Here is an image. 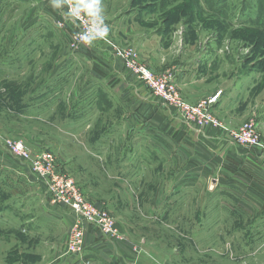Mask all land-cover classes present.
<instances>
[{"label": "rangeland", "instance_id": "rangeland-1", "mask_svg": "<svg viewBox=\"0 0 264 264\" xmlns=\"http://www.w3.org/2000/svg\"><path fill=\"white\" fill-rule=\"evenodd\" d=\"M166 1L173 7L171 11H177L180 24L192 25L186 33L179 30L178 45L183 43V35L185 41L188 36L199 41L201 30L202 43L217 37L218 29L197 23L201 15L213 28L224 25L218 47L223 46L224 54L239 57V70L244 67L241 73L252 70L250 65L264 53V0ZM191 2L196 11H181ZM30 5L28 0H0V22L40 21L43 14L39 5ZM63 32L51 26L46 40L32 39L24 50L18 43L14 48L8 45L6 32L0 30V59L12 53L16 57L14 62L4 60L0 65L10 64L20 74L12 79L0 78V264H58L75 257L66 254V244L79 217L70 207L56 202L51 193L39 189L40 181L31 165L13 156L6 143L9 139L23 141L34 155L53 154L61 171L74 180L83 195L110 212L126 239L144 242L140 254L146 252L158 264H264V155L238 146L225 133L233 145L228 151L246 152L250 157L240 164L235 176L224 171V166L217 172L221 160L211 152L201 155L205 159L197 156L182 163L180 153H201L198 142L181 141L171 153L173 140L168 127L159 126L158 130L152 124L145 128L142 122L127 123L134 116L122 112L118 102L126 104L131 97L122 102L121 95L107 89L111 77L99 79L94 75V68L107 72L106 63L118 59L124 71L132 75L123 59L102 47L94 50L97 54L90 61L86 58L88 50L80 55L70 51ZM252 54L256 60L249 61ZM139 60L145 64L140 54ZM254 69L259 74L253 78L258 98L264 92V69ZM108 72V76L113 74ZM124 118L127 122L121 125ZM201 161L206 163L202 172L197 163ZM189 165L197 169L191 172ZM51 205L76 215L66 234L55 236L59 240L66 237V249L59 256L43 249L39 243L46 238L29 235L26 225L30 211L40 214L45 226L48 218L55 219L58 211Z\"/></svg>", "mask_w": 264, "mask_h": 264}, {"label": "crops", "instance_id": "crops-1", "mask_svg": "<svg viewBox=\"0 0 264 264\" xmlns=\"http://www.w3.org/2000/svg\"><path fill=\"white\" fill-rule=\"evenodd\" d=\"M11 1L14 2V0ZM28 1L31 5L35 3L39 5L40 12L43 14L41 15V20L26 23L17 21L0 22V30L5 31L7 34L8 45H12V48H14L18 43V46H24V50H26L29 47V43H32V39H37L38 37L41 40H46L49 29L51 26L52 28L55 26L66 33L68 46L69 38L76 32L75 24L72 21L65 20L59 10L52 9L50 0ZM102 6L105 19L112 31L113 41L120 46L129 45L135 48L145 65L155 73L172 74L179 85L183 98L188 103L195 104L214 95L217 91H222L223 94L218 104L214 106L213 113L233 129H238V126L256 117L254 121L258 124L262 135H264V92L258 98H255L256 82L254 79L258 74L257 70L254 69L255 63L250 65L253 68L252 70L247 69L246 72L241 73L240 71H243L244 67L239 70L240 66L237 63L239 57L237 55L224 54L223 46L218 47V44L221 43L219 39L220 33H217V37L213 38L212 41H204V43L201 42L204 36L202 30L199 41L190 39V36L185 41L183 35L181 37L183 43L178 45L179 30L183 29L186 33L192 25L187 27L185 24H180L177 16H173L175 10L171 11L173 7L168 5V1L102 0ZM11 10V13H13L15 9L12 8ZM62 11L66 12V7ZM179 17L181 18V15ZM58 23H62L63 27H59ZM197 23L207 28L202 22ZM184 32L183 34H185ZM1 35L0 40L1 38L3 39V35ZM102 47L109 51L102 42H95L91 47L79 51L78 55L88 50L86 58L92 61L95 53L97 54L94 50ZM12 54L0 59V62L4 60L14 62L16 57ZM73 55L77 56V54ZM118 60L110 64L106 63L107 72H101L104 75L103 78L98 77L100 72H97V70L95 72V68L93 73L99 79L111 77V79L107 80L109 84L107 89L114 95H121L119 99L124 100L131 97V102L126 104L123 100V103L118 102L121 104L119 109L122 112L127 113L129 111L128 117L134 116L128 122L126 118L121 120V125L125 124V122H130V124L142 122L143 127L148 128L152 124L158 130L159 126H167L168 136L173 140L172 146H170L171 153H175L176 147L181 141L191 144L198 142L200 149L204 150L199 149L201 153L196 151L180 153L179 158L182 163H187L189 159L197 156L202 159L204 157L201 155L211 152L221 160L217 172H221L224 166V171L229 170L231 174L233 173V176L237 174L236 171L241 166L240 164L242 162L245 163L246 159L250 158L246 152L241 155L236 152L232 153L231 150L228 151V148L232 149L233 147L230 142L231 138L217 129L206 128L198 131L189 127L174 110L165 106L158 98L154 97L136 76L126 73L122 61L119 60L116 65ZM9 65L7 67H1L0 65V78L12 79L20 75L13 70V66ZM116 66H119V69H116ZM108 70L113 73L111 76H108L110 73ZM23 72H26V69ZM22 74L27 77L26 73ZM128 105H130L129 109L127 108ZM228 155L230 157H227ZM205 156L207 157V155ZM197 163L201 167L199 171H204L205 161ZM189 166L188 168L191 172L193 169H197L194 165ZM205 172L207 175L210 174V170L207 168ZM58 207L61 209L58 210L54 206L53 210L60 213H55L56 216H53L55 219H52V217L48 218L46 226L42 216L34 214L32 211L27 215L28 221H26L27 231L30 232L29 235L46 238L39 245L43 249L53 250L56 256L62 254L61 252L66 249L64 244L66 237L61 240L59 238H61L62 233L66 234L67 228L70 227L76 218V215L67 208ZM44 211H47V209H44ZM86 227V246L83 258L89 263L91 262L90 264H158L153 257L145 255L147 254L146 252L145 254H140L133 248L134 245H138L140 242L117 243L98 232L92 225L88 224ZM57 235L60 237L56 238L55 236ZM78 258L72 256L65 261H58L57 263L82 264L81 258Z\"/></svg>", "mask_w": 264, "mask_h": 264}, {"label": "built area", "instance_id": "built-area-1", "mask_svg": "<svg viewBox=\"0 0 264 264\" xmlns=\"http://www.w3.org/2000/svg\"><path fill=\"white\" fill-rule=\"evenodd\" d=\"M67 11V5H65ZM76 26V32L71 35L68 41V47L73 53H78L84 48L91 46L85 45L79 40L73 39L76 33L82 32L85 25L80 21H72ZM109 28L107 42L100 40L106 45L108 50L113 51L119 58L123 59L125 68L156 97L165 106L176 111L178 115L187 123L189 127L202 131L206 128H214L221 132L228 133L234 138V142L238 146L250 148L264 155V142L262 133L255 121L246 123L239 129H229L218 121L213 113V108L218 104L222 96V91L216 93L206 99L199 101L195 105H190L183 98L178 85L172 74H157L147 65L142 64L139 60V53L133 47H122L115 43L112 38L111 28L105 20ZM59 27H63L62 23H58ZM94 42V43H95ZM13 156L22 161L28 162L36 179L40 181L39 189L43 192L51 193L56 202L70 207L79 217L73 223L74 228L71 230L66 244L68 255L82 256L85 250L86 234L85 225H92L98 232L109 236L117 242H129L125 235L120 231L115 218L110 212L93 199H87L85 195L77 188L74 180L67 174L63 173L55 156L49 153H39L34 155L28 149L23 141H6ZM42 187V188H41ZM144 242L134 245V249L142 252ZM83 254V255H82ZM85 264H90L84 258Z\"/></svg>", "mask_w": 264, "mask_h": 264}, {"label": "clouds", "instance_id": "clouds-1", "mask_svg": "<svg viewBox=\"0 0 264 264\" xmlns=\"http://www.w3.org/2000/svg\"><path fill=\"white\" fill-rule=\"evenodd\" d=\"M67 5V11L62 9ZM50 6L59 10L68 21H80L85 25L82 32L76 33L73 39L91 46L95 41L107 42L109 28L105 23L102 0H50Z\"/></svg>", "mask_w": 264, "mask_h": 264}, {"label": "trees", "instance_id": "trees-1", "mask_svg": "<svg viewBox=\"0 0 264 264\" xmlns=\"http://www.w3.org/2000/svg\"><path fill=\"white\" fill-rule=\"evenodd\" d=\"M201 1H202V0H199L200 3H201ZM193 8H194V9H193ZM195 8H196V5H193V6H192V2H191V3H189V4H188L187 6H185V7L182 6L181 11L184 10V9L196 11ZM199 10H200V9H199ZM181 11H180V12H181ZM176 14H177V11L175 10L174 13H173V16H175ZM181 15H182V16H187V14H182V13H181ZM199 17H201V18L198 19L197 22H199V21L201 22V20H202V24H203L205 27H207V28H208V27H212V29H218V32H219V33H221V34L223 33V32H222V31H223L222 29H224V25L222 26V24H219V25H217V26H215V27L213 28V26H212L211 24H205V19H203L201 15H200ZM187 19H188V18H187ZM189 21H190V22H193V21H191V19H190ZM187 23H188V22H187ZM248 41H249V40H248ZM249 42H250V41H249ZM262 42H264V40H262ZM248 44H250V43H248ZM258 45H259V44H258ZM258 45H257V46H258ZM253 46H254V49H255V48H256V45H253ZM263 50H264V49H263ZM253 53H254V51H253ZM252 59H253V60H254V59L256 60V55L252 54V57L250 58L249 61H251ZM254 63H255V67H257V66H258V67L261 66V68L264 69V53H261V54H260V57H259ZM95 70H96V69H95ZM95 72H96V71H95ZM97 72H98V71H97ZM99 76H100V78H103L104 75H102V73H100V74H98V77H99Z\"/></svg>", "mask_w": 264, "mask_h": 264}, {"label": "bare ground", "instance_id": "bare-ground-1", "mask_svg": "<svg viewBox=\"0 0 264 264\" xmlns=\"http://www.w3.org/2000/svg\"><path fill=\"white\" fill-rule=\"evenodd\" d=\"M57 207V206H56Z\"/></svg>", "mask_w": 264, "mask_h": 264}]
</instances>
